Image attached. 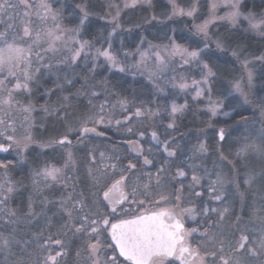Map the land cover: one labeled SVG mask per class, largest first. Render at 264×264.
Masks as SVG:
<instances>
[{"label": "snow or ice", "instance_id": "snow-or-ice-1", "mask_svg": "<svg viewBox=\"0 0 264 264\" xmlns=\"http://www.w3.org/2000/svg\"><path fill=\"white\" fill-rule=\"evenodd\" d=\"M248 2L249 0H187V3H184L183 0H168L170 10L160 14L153 11L151 15L143 17L141 23L133 26L139 30L144 26L162 25L161 30L164 31V38L168 42L154 44L146 36L139 35V43L129 49L123 37L119 46L115 41L116 37L121 36V32L131 33L133 30L123 28L120 23L121 13L127 9L135 10L144 6L151 8L153 0H123L122 7L110 4V10L100 16L101 20H106L112 26L110 31L105 27L107 34L102 40L82 38L93 26L91 17L94 13L88 10L86 3L76 4L72 9V18L77 23L69 28L65 27L63 22L67 5L54 7L61 4L62 0H0V127L4 129L0 136L6 140V143H0V151L14 150L20 161L24 162L25 153L33 145H37L40 149H51L63 160L59 166L47 160L40 166L37 161L38 167L32 171L33 193H41L54 185H61L63 189L58 200L49 201L44 198L41 201V212L35 211V201L31 196L26 212L21 213L20 210L10 207L13 196L18 194L17 183L7 173L9 165L0 164V169H4V175L0 177V228L5 230L0 231V255L4 256L0 264H60L68 255L66 248L70 241L65 240V237L69 233L72 237H82L84 240L81 248L76 251L77 260L81 264H177V261L179 264H242L241 260L236 258L241 253L247 254L251 264H264V215H258L259 227L251 228L248 227L249 222L245 221L242 215H238L234 224L225 231V217L233 203L229 200L230 193L225 191L227 187L235 189L241 199V211L247 214L244 211V194L239 192L241 176L234 165L231 177L222 171L209 170L203 159L209 155V148L204 142H199L190 149L191 156L180 159L183 154L180 145L170 147V144L174 143V137L160 141L159 134L151 131V139L157 141L158 151L166 153L168 159L178 160L174 174L168 172L165 166L167 160L156 168L154 174L144 171L146 166H154V160L149 156H155L157 153L153 152L151 145L145 150L139 139L128 141L130 148L136 153V163L130 159L127 164H123L122 158L113 151L110 155L100 153L101 163L98 165L94 155L95 149L89 150L86 177L89 183L78 191V177L68 175L69 171L75 173L77 170L70 136L76 133L78 144H83L92 133L103 136V132H97L96 126L89 125L112 123L111 116L105 114V109L109 107L107 100L99 106L98 116L78 117L75 127L67 123L74 115L70 111L73 108L71 101L76 96L87 94L86 92L78 89L75 94L62 96L55 108L41 106L46 115L64 121L67 130L59 138L37 141L31 131L35 105L30 100L25 103L18 98L21 94L26 98L30 97L33 94L32 86L40 87V80L45 71L64 72L66 67L61 66H79V60H83L85 64L91 62V67L86 70L92 74L104 67H107L109 72L132 75H143L147 72L148 80L157 92L165 91L161 81L173 88L187 89L189 83L185 77L170 73L176 72L174 65L179 68L195 66L199 69L201 78L191 81L196 87L194 99L204 96L207 91V110L212 118L240 117L239 120H233L232 124H227L226 119V126L218 129V140L224 142L231 137L232 132H237L239 136L234 143L239 144L235 152L238 159H244L250 153L264 158V53L249 59L239 46L231 48L227 43L230 37L218 38L214 51L209 35L210 24L227 21L233 31L246 24L244 32H254L264 37V11L257 13L250 9L243 10ZM261 3H264V0H261ZM205 5L207 17L201 23H193L192 33L185 35L168 27V22L179 17L195 21L203 14L201 9ZM221 7L228 9L224 15L217 14ZM168 32L172 34L168 35ZM194 37L203 39L197 40ZM185 39L196 46H186L178 42ZM97 44L100 46L97 47ZM145 44L146 48L143 47ZM229 50L231 56L240 60L244 71L240 77L228 82L222 91V99H213L211 93L215 84L210 81L214 80L216 73L209 61L214 64L213 57L217 51ZM65 52L69 54L64 55ZM241 56L244 58L240 59ZM101 58L103 63L98 64L97 61ZM130 59L132 63H128ZM254 63L259 65L258 72L250 67ZM91 78L94 76L85 77L82 87H90ZM63 80L64 85L74 86V81L67 75ZM102 83L106 86L108 81L104 80ZM64 85H57V88L63 90ZM256 93L260 95L257 96L258 102L255 103L253 115H242L233 101L242 99L241 106L247 105L250 103L249 96ZM50 94L51 90L44 92V95ZM112 94L119 97V93ZM90 95L96 97L98 93L91 92ZM130 103L126 97H119L111 107L114 109L119 106L122 113H127ZM89 104L91 105V100ZM184 107L186 105L177 106L172 103L170 115L173 117V123H170L168 128L174 127L175 115ZM158 114L159 109L153 111L141 101L140 106H136L130 115L151 119ZM129 119V115H124L125 121ZM116 123L120 124L121 121L117 120ZM242 126L247 128L241 131ZM18 127L23 129L20 136L16 135ZM9 131L11 134L5 136ZM127 131L132 133L133 130L128 128ZM144 135V132L139 133V137ZM160 144L163 145L162 148L159 147ZM57 149L61 151L57 153ZM220 159L223 161L227 158L221 153ZM193 160L200 162L193 163ZM137 164H140V167H137ZM189 171L191 180L187 188L192 197L201 198L199 208L191 198L188 206H184V184H180L179 188L167 195L163 194L169 184H174L179 178H187ZM258 178L264 181V173L250 170L242 179L244 185L251 188ZM205 180L206 190L211 198L208 202L203 201V192L195 191L198 186L205 187L202 183ZM154 190L159 192L158 200L153 199ZM213 201L219 202L223 207H211ZM145 202L153 206L171 203V206L158 210L148 209L131 215L128 209L123 207L125 203L143 206ZM50 203L56 205L54 215L59 214V218L64 221L57 232L45 237V230L41 229L30 233L31 239H16L21 223L32 225L34 220L43 216L46 227L51 226V217L46 214L47 205ZM257 211L264 213V202ZM197 216L202 218L199 227L186 228L184 220H195ZM193 233H199L206 244L201 243L193 247L189 241ZM33 244L34 249L29 252L28 249ZM13 246L18 247V253L12 251ZM54 248L60 250L53 252ZM226 251L230 253L227 257L224 255ZM9 257L13 259L10 261Z\"/></svg>", "mask_w": 264, "mask_h": 264}, {"label": "trees", "instance_id": "trees-1", "mask_svg": "<svg viewBox=\"0 0 264 264\" xmlns=\"http://www.w3.org/2000/svg\"><path fill=\"white\" fill-rule=\"evenodd\" d=\"M88 1H94V0H88ZM80 0H64V6L67 5L66 11H64L63 16L68 17L72 13V9L75 7L76 4H79ZM160 6V5H159ZM54 7H59L58 5H54ZM60 8V7H59ZM138 9V8H137ZM155 9H159L158 5L155 7ZM252 10L254 12H261L264 11V3H261V0H249L247 3V6L244 10ZM142 11V10H141ZM141 15L138 13H135L133 17L135 19H139ZM93 20V26L89 29L88 34H85V37L87 39H97V36L101 33H104V29L106 24L102 21H98L96 19ZM67 22V25H74L73 20L65 21ZM191 21L189 20L186 26L185 32H183L185 35H188L193 32ZM181 26L180 23L177 22H168V27L176 29L179 33L178 29ZM163 26L158 27H147L144 26L143 28L137 30L133 28L132 32L130 33V40L125 39V43L128 46V48H132L137 42H138V36L144 35L147 37V39L151 42H158V43H164L167 42V39L164 38V31L161 30ZM221 33L223 36L227 37L230 35L229 42L231 45H237L239 47H247V50H253L255 53H264V37L256 36L254 33L250 32H244L240 30H228L223 29L221 30ZM105 34V33H104ZM168 35H171V32H168ZM194 39H196L194 37ZM179 43H183L186 46L191 44L192 47H195L196 45L185 39V40H178ZM212 49L215 51V46L212 47ZM213 60L215 63L213 64L211 61H209L210 66L213 67V71L216 73V77L212 81L215 86L212 89V97L216 98L217 96L222 97V91H223V83L227 79L235 78L239 75H242L243 68L241 67L240 60L236 57L231 56V52H218L216 53V56L213 57ZM100 64V63H98ZM79 66L72 65L70 67L67 66H61L66 67V71L64 72H53L48 73L44 72V75L42 79L40 80V87L37 88L35 85H33V94L30 97H25L23 94H21L18 98L23 100L25 103H27L29 100L35 105L36 109H41V106H50L52 108H55L58 106V103L60 102V98L65 95L69 94H75L77 90H81L83 92H86L85 95L76 96L74 99H72L73 108L70 109L74 113L72 118L67 122L68 124H71L75 118L88 115L89 113H95L97 112V108L99 111V106L103 104L106 100L108 103H112L113 101H117L119 97H126L128 101H131L133 106H140V102L143 101L144 105L147 103L150 106H154L155 104L158 105L160 108L163 107V105L167 102V100H172L174 102H177L178 104H184L186 107L182 110V112L176 117V121L178 122V126H176V129H180L181 133L180 135L184 138H191L197 140V144L199 142H202L204 137L209 138V141L212 142L211 144L215 145V141L217 139V133L213 132H206V124L209 122V115L202 109L205 105L204 99H194L193 95L188 92L187 94H184L182 96H177V93L170 87V85H167V91H166V102L162 103L160 101L161 97H158V99H153L155 95V90L152 87V84L146 80L145 76L143 75H132L131 73H119L116 71L109 72L107 67L100 68L97 70L95 74L87 72V68L91 67V62L88 64L78 62ZM73 68L75 71H73ZM181 72V71H180ZM184 73V71H182ZM182 73V74H183ZM181 74V75H182ZM67 75L70 79L74 81V86L64 85L63 77ZM197 77H199L200 74H198V71L196 72ZM94 78L89 79V85L90 87L84 88L82 87L83 81L85 77H92ZM192 76L195 77V75L192 74ZM191 76V78H192ZM58 77H60L58 79ZM104 80L108 81V84L105 86L102 82ZM57 85H64V89L60 90L57 88ZM46 90H51L50 95H44V92ZM91 92H96L98 95L96 97H92L90 95ZM112 93H119V97ZM208 94H206L207 98ZM89 100H91V105L89 104ZM157 102V103H156ZM233 103L236 105L238 110L241 112L242 115L245 116H251V109L246 106H241V104H238L237 102L233 101ZM95 106V107H93ZM147 106V105H146ZM167 106V105H166ZM165 108V107H164ZM163 108V109H164ZM247 109V111H244V109ZM168 109V108H167ZM230 110V109H226ZM37 115H40L37 125L34 127V134L37 139L40 141H47L52 138H57L61 136L65 130V122L58 119L55 116L46 115L45 117H41L42 113L40 110L37 111ZM98 113V112H97ZM158 118V117H157ZM159 121H170V117L167 114V110L164 109L163 116H160ZM226 121L227 118H224ZM239 116H235L232 119H227V123L233 122V120H239ZM214 121L217 122V119H214ZM218 120L219 124L221 125ZM225 124L222 123V125ZM247 126H242V129L246 128ZM2 129V127L0 128ZM22 129L17 128V134L21 133ZM239 134V133H238ZM238 134H236L235 140L238 139ZM71 138H75L74 135H72ZM213 140V141H212ZM100 140L98 139H92L90 142L92 143L89 150L95 149L94 155L97 157V153L99 152L97 150L98 143ZM105 142V141H104ZM196 143V142H194ZM217 143V141H216ZM231 148L230 150H222L224 153H235L236 150L239 147L238 143L230 142ZM106 144L111 143H103L102 147H106ZM224 145V144H223ZM215 150V149H214ZM108 151V150H106ZM110 151H114L115 153L119 154V151L115 150H109V154H111ZM216 152H218L216 150ZM38 153H43V155H38ZM122 153V152H121ZM27 164L19 165L17 159H7L3 161V164H8V170L13 174V177L18 182L20 187L22 188L21 192L18 193V198H16L12 202V206L15 209H18L21 211V213L27 211V204L28 199L31 196L34 200V196L38 195L37 193H33L32 189V171L38 167L37 161H39V165L42 166L43 162L45 160L56 163L57 160H59V157L53 153L52 150H40L37 146L34 147V145L29 150ZM77 158L81 161L89 162L87 159V153L82 151L80 154L77 155ZM84 158V159H83ZM233 158V155L232 157ZM261 158V157H260ZM97 157V161H98ZM61 160V159H60ZM262 166V172L264 173V158H262L261 161ZM263 184V196H264V181ZM35 205V211L37 210V203H34ZM51 208H48L46 210V214L48 217V211H50ZM37 223H32V225H28L25 223L20 224L19 228L20 231L22 230V234L17 235L15 237L16 239H19L18 237H24V239H31L30 233L37 232L41 229L45 230V237H47L48 234L52 233L51 226L46 227V220L43 216L38 217ZM35 245L33 244L32 247L28 249L29 252H32ZM13 252H19V249L17 246H13L12 248ZM3 255H0V261H2ZM13 258L9 257V260L11 261Z\"/></svg>", "mask_w": 264, "mask_h": 264}, {"label": "flooded vegetation", "instance_id": "flooded-vegetation-1", "mask_svg": "<svg viewBox=\"0 0 264 264\" xmlns=\"http://www.w3.org/2000/svg\"><path fill=\"white\" fill-rule=\"evenodd\" d=\"M133 112H129L127 115L130 116V119L128 121H124L126 123L125 125L128 124V126L121 128L120 130L116 132H105L106 137L103 136H88L87 139L91 141L92 139H98L100 140L99 143L97 144V150L99 151L97 153V157L99 158L100 153H105L106 155L109 154V150H115L116 152L119 151L118 153H115L119 155L122 158L123 164H127L128 160H132L134 163H136L135 156L136 153L130 148L128 141L130 140H136L139 139L140 143L144 146L145 150L149 148L151 145L153 148V152L157 153L155 156H149L150 159L154 160V166L149 165L146 166L143 170L148 172H152L153 174L156 172V168L159 167L162 163L167 160V164L165 165L166 168L168 169V172L171 174H174L176 171V167L178 165V160L175 159H168L166 153L159 152L157 149V143H155L151 139V131H156L159 134L160 139L166 140L168 137H174V143L170 144V147H175L176 145H180V150H182V155L180 156V159H184L185 157L191 156V151L192 147L194 145H197V140L191 138H184L180 135L181 131L180 129H176L175 126L173 128H168L167 126L171 123L168 121H158V122H150V121H141L138 119H135L137 117L131 116L130 114ZM128 128H132V133H129L127 131ZM144 132L145 135L143 137H139V133ZM218 132V131H217ZM72 140V144L75 141V138H70ZM235 141V139H233ZM111 143L106 144L107 146L104 148L102 147L103 143ZM213 141V140H212ZM217 141V143H216ZM215 141V145L211 144L212 142L209 141V138L203 139L202 142H204L208 148H209V155L204 157V162L206 166L209 168V170H217V171H222L223 174L231 177L232 175V167L233 165L235 168L239 171V174L241 176V182H240V188L239 192L244 194V205L245 207V212L247 214H244L241 211V199L240 196L237 194L235 189L231 186L227 187L225 191L230 193L229 200L232 201V205L230 206V211L229 214L226 215L225 221H224V227L225 231H228V227L230 225H233L234 222L236 221V217L238 215H242L243 219L248 223V227H259V219L258 215H264V213H260L257 210L260 209L262 202H264V196H263V184L259 178L256 180V182L252 185L251 188H247L244 183H243V176L246 172L250 170H254L256 173H263L262 172V166H261V161L262 158L256 157L257 154L255 153H250L248 156H246L244 159H238L235 156V153H224L222 150L228 149L230 150V146L232 143L226 142H220L218 140V137ZM196 142V143H194ZM6 143V142H3ZM224 144V145H223ZM160 148L163 147L162 144L159 145ZM215 149V150H214ZM219 149L218 152L216 150ZM108 150V151H106ZM76 151L82 152L84 151L83 148L79 147ZM10 152V151H9ZM85 152V151H84ZM111 154L113 151H110ZM122 152V153H121ZM223 154L224 157L227 159L221 161L220 159V154ZM80 154V153H79ZM147 154V151L145 152ZM233 155V158H231ZM7 159H16L13 158V156H9L8 152H2L0 151V164H3L4 160ZM77 159V158H76ZM84 159V158H83ZM78 160V165L79 167L77 168L75 173L68 172L69 176H75L78 177V191L81 188H84L87 186L89 181L86 179L87 177V169L85 166V162L81 161V159ZM142 161V158H141ZM193 163H199V160H193L191 161ZM101 162L98 159L97 164L99 165ZM137 167H140V164H137ZM187 171V169H186ZM215 177L213 176L212 179ZM191 180V172L189 171V175L187 178H179L177 182L174 184H169L167 189L164 191L163 194L167 195L175 190V188H179L180 184L185 185V191H184V206H188L189 199H192V202L196 205L197 208L200 207L201 205V198H195L191 196L190 191L187 188V185L190 183ZM167 182V181H166ZM205 187H200L198 186L195 191H201L203 192V201L208 202L210 201V196L207 193L206 190V185H207V180L202 182ZM19 185V184H18ZM20 186V185H19ZM63 192L62 186L61 185H54L51 188L44 189L41 193H37L38 195H41V197L47 198L49 201H55L58 200L59 197L61 196ZM137 199H144L143 197H137ZM153 199L158 200L159 199V192L157 190H154L153 192ZM171 203L169 204H159L156 206L150 205L147 202L143 206L136 204V203H125L123 207L125 209H128L130 215L131 214H139V212H143L145 210H158V208H164V207H170ZM211 207H223V205L219 204V202H211L210 204ZM35 208V207H34ZM51 208L50 211H48L49 216L51 217V229L52 233L54 234L57 232L59 226L64 223L62 219L59 218V214L54 215L56 213V205L55 204H48L47 209ZM39 218L37 220H34V223H37ZM201 217L197 216L195 220L191 219H185L184 224L186 228H194V227H199V222L201 221ZM202 230V229H201ZM49 235V234H48ZM55 238V237H54ZM65 240L70 241L68 244L66 251L68 252V255L64 257L60 264H81L77 260L76 257V251L81 248L84 240L82 237H72L71 234L67 237H65ZM189 241L193 247H196L198 244L205 243L206 242L203 240V238L199 235V233H193L192 236L189 237ZM59 248H54L53 252L59 251ZM203 254V253H202ZM111 255V253H109ZM224 255L227 257L230 255L228 251L224 253ZM237 259L241 260L242 264H251L248 256L246 253H241ZM123 259V258H121ZM128 264H131V262H128ZM177 264H179V261H177Z\"/></svg>", "mask_w": 264, "mask_h": 264}, {"label": "rangeland", "instance_id": "rangeland-1", "mask_svg": "<svg viewBox=\"0 0 264 264\" xmlns=\"http://www.w3.org/2000/svg\"><path fill=\"white\" fill-rule=\"evenodd\" d=\"M183 2L184 3H187V0H183ZM83 3H86L87 4V7H88V10L90 11V12H92V13H94V15L91 17V19H96V20H100V21H102V22H104L105 24H106V26L105 27H107V30L108 31H110L111 30V24H108L107 23V21L106 20H101L100 19V16H104L105 15V13L106 12H108L110 9H109V5L111 4V5H120L121 7H122V4H123V0H94V1H88V0H80V2H79V4H83ZM64 0H62V3L61 4H56V5H58L60 8L61 7H64ZM158 5V7H159V9H155V7ZM160 5V6H159ZM58 7V8H59ZM142 10V11H141ZM167 10H170V6H169V4H168V0H153V6L151 7V8H149V7H147V6H144V7H141V8H138V9H135V10H132V9H127V10H124L122 13H121V18H120V23L122 24V26H123V28L124 29H129V28H132L133 29V26L135 25V24H137V23H141L142 22V18L143 17H146V16H149V15H151V13L154 11L156 14H160L161 12H163V11H167ZM244 10V9H243ZM201 11H202V15H200L195 21H193L191 18H186V17H179V18H177L174 22H177V23H180L181 24V26L179 27V29H178V31L179 32H185V30H186V26H187V23H188V21L190 20L191 21V25H193V23H201L202 21H203V19H205L206 17H207V6L205 5L202 9H201ZM226 11H228V9H226V8H224V7H221V8H219L218 10H217V14L218 15H224L225 14V12ZM135 13H138L139 15H141L140 17H139V19L137 20V19H135V17H133L134 16V14ZM113 14H114V11H113ZM65 19H64V25H65V27H69V28H71V27H74L75 26V24L77 23V21L75 20V19H73L72 18V15L70 14V15H68V17H64ZM69 20H73L74 21V25H72V26H70V25H67V22L65 23V21H69ZM246 27V24L245 25H241L237 30H240V31H243V29ZM222 28L224 29H228V30H232V26L231 25H229L228 24V22L227 21H217V22H215V23H213V24H210L209 25V35H210V37H211V47H213V46H215V41L218 39V38H221V39H223L224 38V36H223V34L221 33V30H222ZM105 33V34H104ZM104 33H101V34H99L98 36H97V38L98 39H103V36H105L106 34H107V32L105 31ZM247 33H250V32H247ZM252 33H254V32H252ZM172 34V33H171ZM256 36H260L258 33H254ZM121 37H123V38H126V39H129L130 38V33H127V32H121V36L120 37H116L115 38V41H116V44H117V46H119V41H120V39H121ZM226 37V36H225ZM227 37H230V35H228ZM83 39H87L86 37H85V35L82 37ZM197 40H200V39H203V37H195ZM130 40V39H129ZM168 42V41H167ZM167 42H164V43H161V44H165V43H167ZM139 43V40H138V42L136 43V44H138ZM152 43H154V44H160V43H158V42H152ZM227 43L229 44V45H231L230 44V42H229V40L227 41ZM135 44V45H136ZM135 45L132 47V48H134L135 47ZM97 47H99L100 46V44H97L96 45ZM144 48H146L147 47V44H145L144 46H143ZM201 47H202V45H201ZM237 47V45H231V48H236ZM132 48H130V49H132ZM242 51H243V53H244V55H246L249 59H251V57L252 56H258V55H260V54H262V52H260V53H255L253 50H247V47H239ZM228 52H231V50H229ZM69 53H67V52H65L64 53V55H68ZM244 57L243 56H241V58L240 59H243ZM78 62H83V63H85L83 60H79ZM77 62V63H78ZM97 63H103V59L101 58V60L100 61H97ZM128 63H132V60L130 59L129 61H128ZM179 64V61H177V65ZM174 67H176V72L175 73H170V75H177V76H183V77H185L186 78V80H187V82L189 83V87L187 88V89H184V90H181V89H179V88H173L171 85H170V87L177 93V96L179 97V96H182V95H184V94H187L188 92H190L192 95H193V98L195 97V95H196V87L194 86V85H192L191 84V81L193 80V79H196V80H199L201 77H200V75H199V77H197V75H196V72L198 71V74H199V69H197V68H195V66H193V67H191V68H189V67H184V68H179V67H177L176 65H174ZM250 67H252V68H254V70H256L257 72H258V70H259V65L258 64H251L250 65ZM181 71V72H180ZM182 71H184V73L182 72ZM183 73V74H182ZM138 75H141L140 73H137ZM182 74V75H181ZM192 74L193 75H195V77L194 76H192ZM143 76H145V78H146V80L147 81H149L148 80V77H147V72H145L144 74H143ZM191 76H192V78H191ZM241 75H239V76H237V77H235V78H238V77H240ZM235 78H231V79H227V80H225L224 81V83H223V88H225V87H227V85H228V82L229 81H232V80H234ZM150 82V81H149ZM178 83L180 82L179 80L177 81ZM210 82H212V81H210ZM151 83V82H150ZM161 83V86H163V87H165V91L164 92H157L156 91V89L153 87V85H152V87L154 88V90H155V95H154V97H153V99H158V97H161V99H160V101L163 103L165 100H166V91H167V85H165L164 84V82L163 81H161L160 82ZM213 83V82H212ZM152 84V83H151ZM206 94H208L207 93V91H205V94H204V96H201V97H199L200 99H204L205 100V105H204V107L202 108L208 115H209V122L206 124V131H205V133L206 132H213L214 131V133L216 132L217 133V131H218V129L220 128V127H225L226 126V124H223L222 125V123H224L225 121V117H216V118H212L211 117V114L208 112V96H207V98H206ZM258 95H260V93H256L255 95H250L249 96V101H250V103L249 104H247V105H243V106H246L247 108L249 107L250 109H251V116L253 115V110H254V107H255V103H257L258 101H257V96ZM213 99H218V98H223V97H220V96H217L216 98H214V97H212ZM195 99H197V98H195ZM131 102V101H130ZM166 102V101H165ZM164 102V103H165ZM167 104L165 103L164 105H163V107H159L158 105H154L153 107L152 106H150L148 103L145 105L146 107H150V108H152L153 109V111H156L157 109H159V114L157 115V116H155V117H153V118H151V119H144V118H135V119H138V120H141V121H150V122H158L159 121V117L160 116H163V114H164V107H165V105H167V114L169 115V117H170V121L169 122H171V123H173V117L170 115V112H171V105H172V103H175L177 106H180V105H184V104H178L177 102H174V101H172V100H167ZM235 102H237L238 104H242V99L241 100H239V101H235ZM116 103V100L115 101H113L112 103H108V105H109V107H107L106 109H105V114L106 115H108V116H111V119H112V123L110 124V125H108L107 123H105V124H99V125H92V124H90L89 125V127H92V126H96L97 127V129L100 131V132H103V133H105V132H109V131H112V132H116V131H118V130H120L121 128H123V127H126V126H128V124L127 125H125L126 123H124V115H127L129 112H134L135 111V107L136 106H133V104H132V102L129 104V109H128V112L127 113H122L121 112V110H120V108H119V106H117V107H115L114 109L111 107V105H113V104H115ZM157 103V102H156ZM164 108V109H163ZM184 109V108H183ZM38 110H40L41 112H43L41 109H36V111L35 112H33L32 113V117H33V119H34V125H33V127H32V129H31V131H32V135L35 137V139L37 140V141H40L39 139H37L36 138V136H35V134H34V127L37 125V122H38V120H40L39 119V117H40V115H37L38 113H37V111ZM98 112V113H97ZM97 112H93V113H89L88 115H99L100 113H99V111H98V108H97ZM182 112V111H181ZM181 112H178V113H176V115H175V121H174V126L176 127V126H178L179 124H178V122L176 121V117L181 113ZM257 115H258V113H257ZM46 116V114L43 112L42 113V116L41 117H45ZM250 116V117H251ZM158 117V118H157ZM76 119L77 118H75V120L70 124L71 126H73V127H75L76 125H75V121H76ZM214 119H217V122L216 121H214ZM221 119V121H219L220 123H221V125H216V124H219L218 123V120H220ZM117 120H119V121H121V123L120 124H117L116 123V121ZM233 122H230V123H227V124H232ZM1 128V127H0ZM247 128V127H246ZM67 130V129H66ZM66 130H65V132H66ZM4 131V129L2 128V129H0V132H3ZM241 131H243V129H241ZM64 132V133H65ZM63 133V134H64ZM8 134H11V131H9V132H7V133H5V136L6 135H8ZM23 134V129H22V132L21 133H16V135L17 136H20V135H22ZM62 134V135H63ZM236 134H238L237 132H232V135H231V137H229L228 139H226V142H234V140L233 139H235L237 136H236ZM72 135H74L75 136V141L73 142V144H72V152H73V155H74V158L76 159L77 158V155L80 153V152H78V151H76L79 147L81 148H83V150L86 152V153H88V151H89V149H90V145L92 144L90 141H89V139H86L85 140V142L83 143V144H78L77 143V140H76V133H73V134H71V136H70V138L72 137ZM239 135V134H238ZM60 137V136H59ZM59 137H57V138H59ZM250 139H251V137H250ZM236 141V140H235ZM3 142H6V140H5V138L3 137V136H0V143H3ZM37 145H34V147H36ZM38 147V146H37ZM39 148V147H38ZM31 149V148H30ZM29 149V150H30ZM40 149V148H39ZM40 150H51V149H40ZM61 150L60 149H57L56 150V152L58 153V152H60ZM29 152V151H28ZM28 152H26L25 153V156H26V161H24V162H21L20 161V158H19V156L17 155V153L14 151V150H11L10 152H8V155L9 156H13V158H16L17 159V161H18V163H19V165H24V164H27V159H28ZM248 156V155H247ZM256 157H258L259 158V155L257 154L256 155ZM78 159V158H77ZM76 159V161H77V168L79 167V165H78V160ZM85 162V161H84ZM51 163V162H50ZM63 163V160H60V158H59V160H57V162L55 163V164H57V166H59V165H61ZM85 166H86V169L88 168V166H89V162H85ZM7 173H8V175L11 177V179L14 181V182H16L17 183V189H18V193L19 192H21V190H22V188L18 185V182L15 180V178L13 177V174L10 172V170H8L7 169ZM3 175H4V169H0V177H3ZM18 194H16V195H14L13 196V198H12V200L10 201V207H12V208H14L13 206H12V202L16 199V198H18ZM43 200V198L41 197V195H36V196H34V201H35V203H37V210H36V212H41V208H42V206H41V201ZM34 207H35V205H34ZM15 209V208H14ZM22 224V223H21ZM23 225V224H22ZM24 228V227H23ZM23 228H22V230H23ZM20 229L21 228H19L18 229V234L17 235H19V234H22V236H23V232H22V230L20 231ZM0 231H5L3 228H0ZM17 235H16V237H17ZM19 239H21V237H18ZM23 239H24V237H23ZM26 239V238H25ZM3 258H4V256H3Z\"/></svg>", "mask_w": 264, "mask_h": 264}, {"label": "water", "instance_id": "water-1", "mask_svg": "<svg viewBox=\"0 0 264 264\" xmlns=\"http://www.w3.org/2000/svg\"><path fill=\"white\" fill-rule=\"evenodd\" d=\"M97 132H100V131L97 129ZM88 136H98V137H100V135H97L95 133L89 134ZM106 136H107L106 134L103 135V137H106ZM160 141H162V140L160 139ZM154 142L157 143V141H154Z\"/></svg>", "mask_w": 264, "mask_h": 264}]
</instances>
